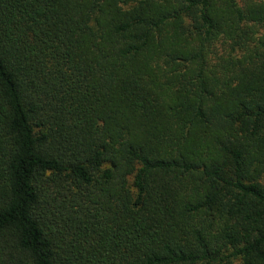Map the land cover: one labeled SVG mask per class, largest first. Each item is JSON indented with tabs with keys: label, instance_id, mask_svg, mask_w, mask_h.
<instances>
[{
	"label": "trees",
	"instance_id": "16d2710c",
	"mask_svg": "<svg viewBox=\"0 0 264 264\" xmlns=\"http://www.w3.org/2000/svg\"><path fill=\"white\" fill-rule=\"evenodd\" d=\"M0 264H264V0H0Z\"/></svg>",
	"mask_w": 264,
	"mask_h": 264
}]
</instances>
